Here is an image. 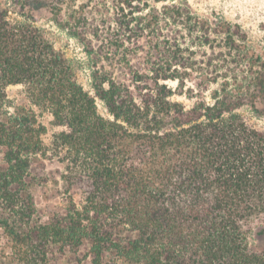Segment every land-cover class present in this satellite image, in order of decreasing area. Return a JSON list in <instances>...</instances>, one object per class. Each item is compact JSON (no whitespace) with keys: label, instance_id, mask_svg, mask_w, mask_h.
Returning <instances> with one entry per match:
<instances>
[{"label":"trees","instance_id":"16d2710c","mask_svg":"<svg viewBox=\"0 0 264 264\" xmlns=\"http://www.w3.org/2000/svg\"><path fill=\"white\" fill-rule=\"evenodd\" d=\"M236 28L178 0H0V229L18 263L264 264V132L244 115L264 60ZM51 182L63 204L44 220L33 188Z\"/></svg>","mask_w":264,"mask_h":264},{"label":"rangeland","instance_id":"374dc122","mask_svg":"<svg viewBox=\"0 0 264 264\" xmlns=\"http://www.w3.org/2000/svg\"><path fill=\"white\" fill-rule=\"evenodd\" d=\"M187 3L192 11L202 18L212 20L223 19L227 22L237 25L236 36H243L246 41L247 48L256 56L264 60V0H178ZM163 4H158L161 7ZM49 13H43L40 16V23L49 28L54 36V43L58 50H61L68 58L81 59L87 62V57L83 51L82 45L75 39L71 38L67 33L57 29L51 21H49ZM196 75V74H195ZM80 81L87 85L89 81V71L82 68L79 70ZM172 87H176L177 83H170ZM191 86V84H189ZM7 94L15 105H25L28 103L25 88L22 85H13L7 88ZM182 101L190 104L185 98ZM260 109L259 114L244 111V115L248 123L256 129L264 132V101L258 102ZM40 121L46 126L47 133L43 140L46 145H50L54 136L61 132L63 128L54 124L51 114H40ZM3 163V155L0 153V165ZM54 172V171H53ZM50 179H52L51 175ZM36 205L41 215L46 217L49 213L58 211L63 199L56 193V188L51 182L50 184H42L33 188ZM55 195V196H54ZM76 198L79 199L78 193ZM261 224L255 225L254 247L257 251H264V232ZM264 227V225H263ZM0 264H20L17 262L16 256L10 250L8 239L2 229H0ZM51 264H91L87 258V250L81 249L78 252L67 251L63 254H55L51 258Z\"/></svg>","mask_w":264,"mask_h":264}]
</instances>
